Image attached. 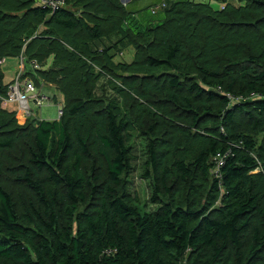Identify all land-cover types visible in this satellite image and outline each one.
<instances>
[{"label":"trees","instance_id":"trees-1","mask_svg":"<svg viewBox=\"0 0 264 264\" xmlns=\"http://www.w3.org/2000/svg\"><path fill=\"white\" fill-rule=\"evenodd\" d=\"M65 1L0 0V59L63 106L21 125L0 69V264H264V0Z\"/></svg>","mask_w":264,"mask_h":264},{"label":"rangeland","instance_id":"rangeland-1","mask_svg":"<svg viewBox=\"0 0 264 264\" xmlns=\"http://www.w3.org/2000/svg\"><path fill=\"white\" fill-rule=\"evenodd\" d=\"M161 1L162 0H140L137 5V11L141 12L140 19L147 20L148 18L154 17V19L159 20L162 16V9L165 8V4L160 3ZM171 1L187 2L189 0ZM192 1L196 3L204 2L203 0ZM162 2L164 3V1ZM231 4L234 6H244V2H241L240 0H232ZM211 5L215 10H220L222 8V5L216 1H213ZM123 53V55L121 54V56L119 55L117 57V61H125L127 63L131 62L134 56V51L129 48ZM20 70V59H7L2 68L3 73L6 74L7 81L5 82H8L11 76L15 77L20 72ZM44 94L47 97L51 98L55 95L57 97L56 102H46L41 110H39L35 105H32L33 112L37 115L36 117L38 119L46 121H56L59 119V107L57 106V104L60 102V95L56 91H54V89L51 90V88L45 89ZM17 118L21 125H24L26 123V117L22 113L18 112ZM131 144L133 146V156L135 160L132 163L134 171H132V174L127 177V188L129 194L132 197L138 199L137 205L140 208V211L144 214L155 209V206L151 204V198L153 195L152 183L151 180L146 179L144 175L145 165L148 160L146 142L141 137L136 136L132 140Z\"/></svg>","mask_w":264,"mask_h":264},{"label":"built area","instance_id":"built-area-1","mask_svg":"<svg viewBox=\"0 0 264 264\" xmlns=\"http://www.w3.org/2000/svg\"><path fill=\"white\" fill-rule=\"evenodd\" d=\"M40 6L48 8L53 12L64 8L66 6L65 0H37ZM6 60L0 59V69L3 68ZM21 70L16 75L15 79L9 86L8 95L2 99L4 107L10 105H16L18 107L19 113H22L26 117V122L28 119L35 118L38 119L36 114L33 112L32 105H35L39 110L42 109L46 102L55 103V97H47L44 94V89H38L34 82L25 77V60L21 56L20 58ZM34 69H39L37 63H32ZM59 107V118L62 115V104L59 102L57 104ZM18 113V112H17ZM219 165L222 163V159H217Z\"/></svg>","mask_w":264,"mask_h":264},{"label":"crops","instance_id":"crops-1","mask_svg":"<svg viewBox=\"0 0 264 264\" xmlns=\"http://www.w3.org/2000/svg\"><path fill=\"white\" fill-rule=\"evenodd\" d=\"M131 1H132V0H121V2H122L124 5H129V4L131 3ZM140 14H141V12L137 13V14L135 15V18H136L138 21L142 22V23H146L147 21H149V20L152 19V17H151V18H148L147 20H145V19L141 20V19H140V17H141ZM4 75H5V81H7V80H6V74H4ZM15 77H16V76H15ZM15 77H14V76H11L10 80H9L7 83H10L11 81H13V80L15 79ZM59 101L62 102V98H61V97H60ZM4 108H5V109H8V110H13V111H17V112H19V111H18V107H17L16 105H10V106L4 107ZM17 115H18V113H17Z\"/></svg>","mask_w":264,"mask_h":264}]
</instances>
